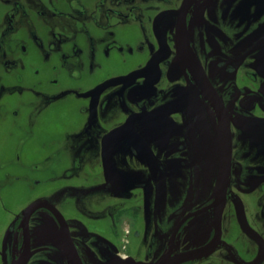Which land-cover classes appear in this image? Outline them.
<instances>
[{"label":"flooded vegetation","instance_id":"flooded-vegetation-1","mask_svg":"<svg viewBox=\"0 0 264 264\" xmlns=\"http://www.w3.org/2000/svg\"><path fill=\"white\" fill-rule=\"evenodd\" d=\"M179 26L232 139L221 242L185 264L220 251L222 264H264V0H0V137L22 146L52 133L65 149L91 140L100 150V183L81 190L77 211L59 205L71 185L32 201L59 211L26 219L30 202L7 219L1 264L154 261L213 239L203 209L220 166L218 118L179 55ZM92 193L111 202L88 210ZM235 224L250 240L242 249Z\"/></svg>","mask_w":264,"mask_h":264},{"label":"rangeland","instance_id":"rangeland-1","mask_svg":"<svg viewBox=\"0 0 264 264\" xmlns=\"http://www.w3.org/2000/svg\"><path fill=\"white\" fill-rule=\"evenodd\" d=\"M42 127L47 129L50 126L44 122ZM53 137L52 133H38L36 138L22 141V146H18L15 138L0 137V234L7 219L10 221L14 213L20 212L38 197L51 195L73 185V197L70 198L67 192L59 205L66 211L75 212L78 210L75 199L80 200L81 190L94 188L100 183V150H97V144L86 140L87 150L83 146L82 150H66L65 139ZM12 144L13 147H10ZM53 146L59 147V150H51ZM37 179L39 184L34 181ZM98 196L92 193L83 201L88 210L100 211V202H111ZM234 226L233 244L242 249L246 241L250 240L236 224ZM220 252L190 264H219L224 251ZM228 260L226 257L224 264H233Z\"/></svg>","mask_w":264,"mask_h":264},{"label":"water","instance_id":"water-1","mask_svg":"<svg viewBox=\"0 0 264 264\" xmlns=\"http://www.w3.org/2000/svg\"><path fill=\"white\" fill-rule=\"evenodd\" d=\"M190 1V0H188ZM182 27L179 26L178 32V51L179 55L185 60L186 67H189L191 70V74L195 76V81L197 84L196 89L203 96L208 104L213 108L217 120V132H218V141H219V150H220V166L218 170V178L216 181V185L214 187L211 199L212 202L204 208V213H206L209 217V221L211 226L215 229L216 234L213 239L207 243L205 246L181 251L178 253H173L172 248L167 249L157 260L147 261V260H138L133 257L128 258H120L115 257L108 264H185L190 261H198L209 254H211L214 249L218 247L221 242V234H222V216L224 207L226 204V192L229 185L230 179V165H231V131H230V122L228 117V112L220 101L219 96L216 95L215 91L209 86V83L205 77L203 70L198 62H194L193 58V50L191 45L187 39L186 31L183 33L181 30ZM41 207H46L52 211H59L55 206L49 205L47 202L42 200H36L30 203L24 210L25 218H29V216L37 209ZM243 215L239 213V220L241 225L248 231L251 236L257 239V234L254 233V230L250 228L243 219ZM253 232V233H251ZM64 248L65 251L69 252V244L64 239ZM230 250L232 247L230 245H226ZM28 260V256H24L15 260L13 264H26ZM246 264H252L251 262Z\"/></svg>","mask_w":264,"mask_h":264}]
</instances>
